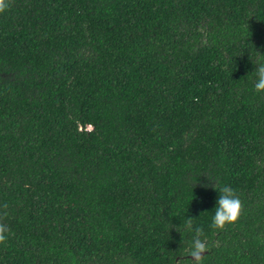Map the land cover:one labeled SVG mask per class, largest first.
Listing matches in <instances>:
<instances>
[{"label":"trees","instance_id":"16d2710c","mask_svg":"<svg viewBox=\"0 0 264 264\" xmlns=\"http://www.w3.org/2000/svg\"><path fill=\"white\" fill-rule=\"evenodd\" d=\"M260 62L264 0H11L0 264H193L197 228L201 264H264Z\"/></svg>","mask_w":264,"mask_h":264},{"label":"clouds","instance_id":"9594fccd","mask_svg":"<svg viewBox=\"0 0 264 264\" xmlns=\"http://www.w3.org/2000/svg\"><path fill=\"white\" fill-rule=\"evenodd\" d=\"M10 6L11 0H0V13L7 11ZM256 65L255 73L257 79L254 87L257 92H264V62L257 63ZM212 187L217 190L214 184ZM217 191L219 192V198L211 227L213 229L223 230L226 226L233 225L239 220L244 205L232 187L224 186ZM7 208L8 205L4 204L3 209H0V244L6 243L11 234L10 227L3 222L4 217L8 215ZM186 227L189 230L192 229V217L186 220ZM195 231L196 235L192 241L190 256L193 264H201L202 258L207 251V242L206 240L200 239L204 235L202 228H197Z\"/></svg>","mask_w":264,"mask_h":264},{"label":"water","instance_id":"95a60500","mask_svg":"<svg viewBox=\"0 0 264 264\" xmlns=\"http://www.w3.org/2000/svg\"><path fill=\"white\" fill-rule=\"evenodd\" d=\"M191 257V256H190Z\"/></svg>","mask_w":264,"mask_h":264}]
</instances>
